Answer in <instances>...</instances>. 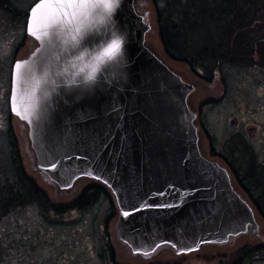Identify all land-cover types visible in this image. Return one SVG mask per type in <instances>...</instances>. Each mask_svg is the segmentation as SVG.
Masks as SVG:
<instances>
[{"label": "water", "instance_id": "1", "mask_svg": "<svg viewBox=\"0 0 264 264\" xmlns=\"http://www.w3.org/2000/svg\"><path fill=\"white\" fill-rule=\"evenodd\" d=\"M78 2L50 0L35 20L31 12L29 25L40 38L28 32L34 49L20 61L27 63L14 68L11 109L27 131L34 172L59 194L56 200L77 193L86 179L105 185L119 211V241L135 258L152 259L163 250L191 254L259 235L253 210L234 190L229 172L203 155L189 103L194 87L147 41L153 26L145 0H123L116 14V26L128 35L131 66L118 69L126 81L101 84L94 93H65L34 115L33 75L55 51L44 44L47 29ZM189 192L195 194L178 209L157 207ZM135 207L142 211L123 217Z\"/></svg>", "mask_w": 264, "mask_h": 264}, {"label": "rangeland", "instance_id": "2", "mask_svg": "<svg viewBox=\"0 0 264 264\" xmlns=\"http://www.w3.org/2000/svg\"><path fill=\"white\" fill-rule=\"evenodd\" d=\"M151 1L153 15L149 20L153 25L154 33L147 36L149 43L166 51L168 41L172 46L170 48L167 45L170 49L168 54L174 60L188 65L195 64L197 60L207 67L217 62L229 64L225 67V73L231 75L228 80L229 94L225 102L206 109L208 112L206 120L215 146L230 151L237 148L252 149L253 143L247 136L227 127L228 120L242 114L239 116L242 123L255 124L261 130L260 142L254 144V147L264 150V71L256 70L253 74H249L239 71L244 66L248 68L247 64L213 59L214 54L220 56L222 53L219 51L221 42L229 38L228 35L226 38L209 40V37H213L217 31L214 21L218 18L217 8L211 7L208 0H180V4L179 0H169L170 3L168 0ZM167 2L169 6L166 5ZM225 4L223 3V8ZM161 14L163 25L167 22L168 29H171L170 32L165 33L164 38L161 36L162 27L158 21ZM1 20L6 23H1ZM1 20L0 45H5L6 41L14 39L13 27L3 15ZM14 42H19L18 36ZM13 52L14 50L11 53L9 49L6 55H0V103L7 95L9 66ZM4 129L5 127L1 128ZM19 154L15 137L0 131V181L13 185L20 183L18 177L22 169L26 176L37 182L39 188L44 189L51 202H55L56 205L62 203L63 207L76 202L77 198L73 195L56 200L59 194H56L54 189L47 186L34 172L27 154L21 153L23 160L20 159ZM18 189L21 192L19 204L12 207L0 221V264H141L140 260L130 254L125 255L127 259L122 262L115 252L118 249L115 251L113 249L109 230L112 225H117L119 214L109 196L99 195L100 198L95 204L85 208L75 207L63 214H56L42 203L34 202L24 187L20 186ZM247 240L243 238V241ZM226 259L218 261L219 259L214 255L210 261L214 264L217 262L264 264V249L254 250L253 254H245L244 259L236 261L234 259L226 261ZM165 260L170 261V259ZM173 261L177 264H207L202 253Z\"/></svg>", "mask_w": 264, "mask_h": 264}, {"label": "flooded vegetation", "instance_id": "3", "mask_svg": "<svg viewBox=\"0 0 264 264\" xmlns=\"http://www.w3.org/2000/svg\"><path fill=\"white\" fill-rule=\"evenodd\" d=\"M41 1L42 0H0V20L1 15L8 20L7 22L13 27L12 35L14 37V39L6 41L5 44L8 50L10 49L11 53L13 50L14 52L9 66L7 95L0 103V131H5V133H10L12 137H15L16 147H18L21 160H23L21 153L24 152L26 155L29 151V145L27 143V131L25 127L12 113V78L15 65L26 59L34 49V41L28 35L26 26L29 24L32 10ZM145 1L148 5L147 7L150 8V2L148 0ZM208 1L211 3V7L217 8L218 14H220L221 11L219 9H223L225 0ZM216 17L218 18L214 21L217 25V31L214 33L213 37H209V40L227 37L225 33V23H223L224 19L219 15ZM1 23L6 22L1 20ZM211 23L214 24L213 21H211ZM246 23L245 27L241 30L250 32L247 34L246 32L243 34L235 33L229 36L233 39H253V28L256 27L253 25V16ZM236 24L241 25L242 23H237L236 21L234 26H236ZM228 25H232V21L229 22ZM17 36L19 42L16 43L14 41L17 39ZM162 54L165 57L164 53ZM172 60L173 61L170 63L175 70L183 77L187 84L194 87V92L189 98V103L192 111L196 115V125L201 139L203 155L209 161L218 163L229 172L234 190L253 210L256 232L259 234L256 236L249 235L247 241H231L232 243H228L227 246L208 245L201 253L205 261H207V264H214L210 261L214 255L219 259L218 261H223L226 258V261L231 259L235 261L244 259L245 254H253L254 250L264 249V150H258L254 147V144L260 142L259 133L261 130L255 126V124L249 125L242 123L239 119V116H242L240 113L241 115H235L227 121V127L231 128L236 133H242V135L247 136L253 143L252 149L237 148V150L230 151L216 147L214 138L207 124L206 115L208 112L206 109L218 103H222L223 101L225 102L229 94L228 80L231 76L225 73V67L229 66V64L226 62H217L213 66L207 67L201 63L200 60H197L195 64L192 65L178 60ZM256 70L264 71V67L248 65V68L244 66V68H240L239 71L253 74V71ZM2 127H5V129L1 130ZM237 136L239 137V135ZM19 144L22 150L21 148L19 149ZM225 149L227 148L225 147ZM90 184L92 185V183ZM86 185H81L79 193L83 192V190L89 186ZM109 233L114 251L118 249V251H115L118 258L122 261L126 260V247L119 241L114 225L110 227ZM190 256L191 255L182 257L187 258ZM177 258L181 257L171 252L164 251L157 253L153 259H143L141 264H177V262L173 261ZM165 259H170V261H166ZM217 264H219V262H217Z\"/></svg>", "mask_w": 264, "mask_h": 264}, {"label": "clouds", "instance_id": "4", "mask_svg": "<svg viewBox=\"0 0 264 264\" xmlns=\"http://www.w3.org/2000/svg\"><path fill=\"white\" fill-rule=\"evenodd\" d=\"M123 0H79L73 13L49 25L44 44L54 46L51 62L37 67L30 90L33 113L54 104L57 97L75 91L94 93L98 86H118V69L130 67L127 56L128 35L116 26V14ZM8 48L0 45V55ZM22 63H27L23 61Z\"/></svg>", "mask_w": 264, "mask_h": 264}, {"label": "trees", "instance_id": "5", "mask_svg": "<svg viewBox=\"0 0 264 264\" xmlns=\"http://www.w3.org/2000/svg\"><path fill=\"white\" fill-rule=\"evenodd\" d=\"M169 2V0H168ZM166 5L169 6V3ZM180 4V0L178 1ZM225 5L223 9H219L222 13L218 14L224 19L225 23V33L232 35L235 33H245L250 31L241 30L245 27L253 16V25L256 27L253 28V39L242 38L233 39L229 38L221 42L222 45L219 46V51H222L220 56H215L213 59H218V61H232V62H241L239 64H247L253 66L264 67V0H225ZM178 4V5H179ZM157 7V6H156ZM203 8V6H201ZM253 10V13H252ZM160 10H158L159 12ZM157 12V14H158ZM202 13H205L201 11ZM218 12V10H217ZM158 21L162 27L161 36L164 38L166 32H170L171 29H168L167 22L163 25L164 20L162 14L158 17ZM232 21V25H228ZM242 23L241 25L234 26L235 22ZM176 28V26H175ZM166 44V43H165ZM171 48L170 43L167 41L165 50L166 54L170 59H174L168 53V46ZM19 163V162H18ZM21 174L19 173V182L18 184L5 183L0 181V221L5 217V215L12 209V207L17 206L20 202L21 192L18 189L20 186L24 187L26 193H29L34 202H40L44 206L48 207L50 211L56 214H63L66 211L73 209L75 207L85 208L88 205L95 204L101 195L110 196L109 191L99 185L98 183H93L89 185L81 195L74 202L72 207L67 206L63 207L62 204L56 205V203L51 202L50 198L47 196V193L44 189L37 186V182L34 179L26 176L22 169H20ZM24 194V193H23ZM100 195V196H99Z\"/></svg>", "mask_w": 264, "mask_h": 264}, {"label": "snow or ice", "instance_id": "6", "mask_svg": "<svg viewBox=\"0 0 264 264\" xmlns=\"http://www.w3.org/2000/svg\"><path fill=\"white\" fill-rule=\"evenodd\" d=\"M72 0H69V3H71ZM50 3V0H42V3L41 4H38L37 7L35 9H33L32 11V17H33V20L36 19L37 15H38V12H40L44 7L45 5L49 4ZM26 30L28 32H30L32 35L36 36L37 39H39L40 37L37 36V33L35 31H33V28L32 26H26ZM42 30V28L40 29ZM20 63L22 62H18L16 64V68L19 69L20 67ZM13 106H14V109H15V98L13 99ZM112 110L113 111H119V107L116 105V104H113L112 105ZM53 168H55V165H53ZM97 179H99V177H96ZM105 183H107V181H105ZM195 193L193 192H189V193H181L180 197L174 201V202H168V203H165V204H161V205H157V207H161V208H180L182 206V204L184 202H186V197L187 195H194ZM146 208H150V207H153L152 205H145ZM139 211H142V209H140L139 207H135L132 211H124L122 213L123 217L124 218H128L132 215H134L135 212H139ZM145 255H148V253H144Z\"/></svg>", "mask_w": 264, "mask_h": 264}]
</instances>
